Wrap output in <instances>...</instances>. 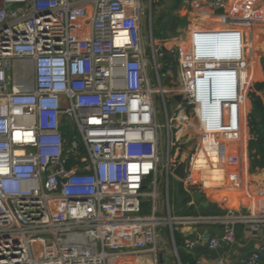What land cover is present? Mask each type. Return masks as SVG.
Wrapping results in <instances>:
<instances>
[{
  "label": "built area",
  "instance_id": "1",
  "mask_svg": "<svg viewBox=\"0 0 264 264\" xmlns=\"http://www.w3.org/2000/svg\"><path fill=\"white\" fill-rule=\"evenodd\" d=\"M158 1L0 0V264H161L167 228L178 256L175 228L225 226L207 240L215 251L234 242L236 225L264 227V213L244 214L231 194L221 197L226 213L213 216H175L169 200L171 176L188 207L195 192L228 190V162L241 165V135L248 131L247 145L258 138L246 51L249 24L264 22V0H182L180 17L198 30L187 42L180 34L161 42L178 66L169 89L158 61L167 52L156 50L152 29ZM169 93L184 101L171 113ZM256 95L264 100L263 91ZM226 135L239 143L227 145ZM189 143L181 181L173 172ZM161 165L167 217L157 203ZM212 176L219 183L209 187ZM147 198L152 214L143 215ZM199 242L184 245L191 251ZM242 263L264 264V243Z\"/></svg>",
  "mask_w": 264,
  "mask_h": 264
},
{
  "label": "crops",
  "instance_id": "2",
  "mask_svg": "<svg viewBox=\"0 0 264 264\" xmlns=\"http://www.w3.org/2000/svg\"><path fill=\"white\" fill-rule=\"evenodd\" d=\"M259 31L260 30L257 31L255 29H251V33L248 35V41L250 42H247L248 46L253 42V44L256 46V33ZM247 62L248 61H246V63ZM246 68L247 73H251L252 63H247ZM259 75L264 76L263 74L259 73L255 75V77L252 79L253 84ZM262 91L264 92V89ZM244 135L247 142L246 131ZM246 142L243 145V151L241 153V165H233L232 160L228 162L232 175L230 179V188L227 190V195L231 194L230 196L232 197L236 194L238 196L235 198H239L241 201L239 208L244 214L264 213V169H258L257 171L252 170L249 144L246 145ZM217 178L218 176L216 179ZM215 194L216 193H212L207 196H203V200L207 201L209 204L207 207L195 204V208L193 210L195 212L194 215L213 216L225 214L227 206H225L221 196L217 197L218 195ZM182 202L183 199L181 198L180 203ZM236 204L238 205V202L236 201L232 203L234 207H236ZM188 211H190L189 208ZM185 215L187 214H183V216ZM224 230L225 226L223 225H213L198 228H175L174 232L176 231L179 233L181 235V240H183L181 247H177L178 256L175 255L174 247L172 250H170L167 246H164L161 264H170V262L168 263L164 261L166 252H168V254L171 256L174 254L177 264H195L198 260L212 264L219 259H224L225 264H243V260L248 258L255 250L259 248L261 244L264 243V227L257 229L253 228V226L250 224H239L235 227L236 237L233 243L224 242L217 250L210 251L207 247V240L209 239H206V236L208 234L220 236L223 234ZM165 231H167L169 238H172L171 230L169 228L162 232V238L167 240L166 235L164 236ZM186 240H200V242L194 250L189 251L184 245Z\"/></svg>",
  "mask_w": 264,
  "mask_h": 264
},
{
  "label": "rangeland",
  "instance_id": "3",
  "mask_svg": "<svg viewBox=\"0 0 264 264\" xmlns=\"http://www.w3.org/2000/svg\"><path fill=\"white\" fill-rule=\"evenodd\" d=\"M181 2L182 0H159L157 3L153 5V10H152V29L154 33V39L158 40V45L156 46L157 51L164 52V50L167 52L168 50V45L165 43H161L162 40H171L173 37L178 34L176 33V27L173 26V24H169L170 20L172 17H178L179 22L185 24L187 30L183 32L181 37H183L182 42H187L190 34L187 32H190L192 29H196L198 27V24L193 22V21H187L186 19H182L180 16L183 14L181 11ZM177 25V24H176ZM175 25V26H176ZM150 10H146V18H145V26L143 28V36H144V44L145 47L147 48L148 52H150V46H151V35H150ZM248 29H250L248 32L251 33V29L255 30H260L259 32L256 33L257 39L255 40L256 46L251 43V45L248 46L247 44V63H252V71H251V77H248V81L252 80L255 75L263 74L264 75V22L257 21L253 24H249ZM189 30V31H188ZM161 33H163V36H161ZM183 35V36H182ZM249 40V39H248ZM250 43L249 41H247ZM168 54V52H167ZM173 56V57H172ZM172 56L167 57L168 63L175 62L173 69L167 72V74L170 76L172 75L173 78H170L168 81H166L167 76L164 72H161L162 74V81H163V86L166 89L171 88V83L177 82V76H178V66L176 63V57L172 54ZM252 59V60H251ZM159 63L161 64V67L165 63L164 60L161 58L158 59ZM246 63V64H247ZM149 76L152 78L153 83L155 86H158V83L156 81L155 74L151 72L150 70L148 71ZM172 81V82H171ZM247 81V82H248ZM168 98L171 99V101L168 103V109L170 113L177 107L178 103L175 101V99L172 97V94H168ZM159 103V110H160V115H159V122L161 125H166V116H165V108L164 105L160 101ZM250 117L252 120V117L254 116L253 108L250 110ZM252 126V123H251ZM162 137H163V143L164 145L162 146V155H161V161L162 164L166 162L167 159V130L166 128H163L161 130ZM176 132L173 131V134ZM245 136V135H244ZM195 139L192 138L191 141ZM246 139V138H245ZM195 141V140H194ZM233 148L234 143L232 141H228ZM227 142V143H228ZM246 142V140H245ZM247 145V143H246ZM188 146H191V143L188 144ZM227 151L228 154L232 153V150L230 149ZM231 150V151H230ZM158 180H159V190H158V200L157 203L159 204L160 207V216L167 217L168 216V211H167V176L162 168V165L159 168V173H158ZM151 188L145 189L146 193L151 192ZM218 195L217 197L225 196L227 195V190L225 191H218L216 192ZM215 194V195H216ZM181 183L174 179L173 176L170 177L169 179V200L172 208V213L175 216H181L185 214V207L183 203H180L181 199ZM216 197V198H217ZM142 209H143V215H149L152 214V200L147 198V199H142ZM166 235L167 240L163 242V246H167L170 250H172L173 245H172V238H169L167 231L164 232V236ZM165 262H170V264H177V260L174 257V254L172 256L166 252L165 257H164Z\"/></svg>",
  "mask_w": 264,
  "mask_h": 264
},
{
  "label": "trees",
  "instance_id": "4",
  "mask_svg": "<svg viewBox=\"0 0 264 264\" xmlns=\"http://www.w3.org/2000/svg\"><path fill=\"white\" fill-rule=\"evenodd\" d=\"M175 23L179 26H185V24L179 22L178 17H172L169 24ZM197 30V29H195ZM177 33V32H176ZM161 36H163V33H161ZM172 56V54H164V57L162 60L165 61L163 64L161 72H164L167 76L166 81L170 79V76L167 74V72L170 70V65L172 67L174 66L175 62L168 63L167 57ZM173 57V56H172ZM162 76V74H161ZM251 76V73H247L245 76L246 82L248 81V77ZM264 89V76L259 75L254 81V84L252 85L250 89V96H251V104L254 112V116L252 117V130L255 131L258 134V138L256 140H252L249 142V151H250V157H251V163H252V170L257 171L258 169H264V100L261 97H258L256 95L257 92L262 91ZM259 119V120H258ZM246 134L248 135V131L246 130ZM68 137H71V133L68 134ZM246 137L244 136V133L241 135V153L243 151V145L245 143ZM232 143L237 144L239 143L237 140L234 139ZM233 145V147H234ZM240 147V145H238ZM232 154V153H231ZM181 195L183 199L184 207L186 205L185 214L187 215H194V211H188V198L186 197V194L184 193L183 189L181 188ZM175 233V240L177 247H181L183 240H181V235Z\"/></svg>",
  "mask_w": 264,
  "mask_h": 264
},
{
  "label": "water",
  "instance_id": "5",
  "mask_svg": "<svg viewBox=\"0 0 264 264\" xmlns=\"http://www.w3.org/2000/svg\"><path fill=\"white\" fill-rule=\"evenodd\" d=\"M172 24H173L174 27H176L175 29H176V32L178 34H182L183 32H185L187 30L186 26H179V25H176L174 22ZM174 99H175V101H177L179 103L184 102L182 96H175ZM192 148H193L192 144H191V146H187L186 147V152L182 155L177 168L173 172V174L181 181H183L186 178L188 161H189V154L188 153H189L190 150H192ZM263 184H264V181H263ZM192 199L195 202V204H199V205H201L203 207H207L208 204H209L207 201L203 200V194H202L201 191L195 192L192 195ZM195 204H192L189 207L190 211L194 210ZM213 236H215V234H208L206 236V239H210Z\"/></svg>",
  "mask_w": 264,
  "mask_h": 264
},
{
  "label": "bare ground",
  "instance_id": "6",
  "mask_svg": "<svg viewBox=\"0 0 264 264\" xmlns=\"http://www.w3.org/2000/svg\"><path fill=\"white\" fill-rule=\"evenodd\" d=\"M210 19H208V18H205V19H203L201 22H200V24H203V23H205V22H208ZM197 30H198V28H197ZM252 60V59H251ZM223 138L224 139H228L227 141H233V136H223ZM247 139H248V135H247ZM228 144H230L229 142L227 143V145ZM213 177V176H212ZM217 177V176H216ZM216 177H213L212 179H210V181H208L207 182V184H208V186L209 187H212V185L214 184V183H219V176H218V178L216 179ZM209 180V179H208ZM235 197H238L236 194H235ZM236 206H237V204H236Z\"/></svg>",
  "mask_w": 264,
  "mask_h": 264
}]
</instances>
